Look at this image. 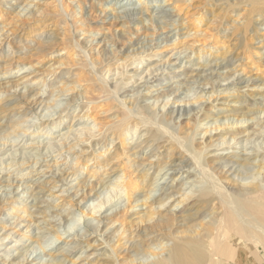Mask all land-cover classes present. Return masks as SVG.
I'll use <instances>...</instances> for the list:
<instances>
[{
    "label": "rangeland",
    "instance_id": "1",
    "mask_svg": "<svg viewBox=\"0 0 264 264\" xmlns=\"http://www.w3.org/2000/svg\"><path fill=\"white\" fill-rule=\"evenodd\" d=\"M263 108L264 0H0V264L158 260L219 205L135 254L140 216L186 215L190 199L168 206L209 184V160L232 172L263 159ZM214 233L207 252L227 250Z\"/></svg>",
    "mask_w": 264,
    "mask_h": 264
},
{
    "label": "bare ground",
    "instance_id": "2",
    "mask_svg": "<svg viewBox=\"0 0 264 264\" xmlns=\"http://www.w3.org/2000/svg\"><path fill=\"white\" fill-rule=\"evenodd\" d=\"M227 87H225V88H227ZM184 114H186V113H184ZM179 116H181V115H179ZM228 118L231 119L230 117H228ZM245 120H246V117H245ZM238 121L239 122L243 121V119H240ZM213 122H215V121L213 120ZM220 122H221V124L224 123L222 121H220ZM59 123H61V121H59ZM218 125L215 128H214V126L212 128L215 130L216 128H218ZM233 138L234 137H232V139ZM185 144H186V142H185ZM185 144L183 145L184 147H186ZM187 145H189V144H187ZM253 147L255 148V146H253ZM242 150H246V149H242ZM256 152H254V155L256 154ZM199 153H201V152H199ZM246 153H248V152H246ZM201 155H200V158H203ZM245 158H249V157L247 156ZM202 160H203V164H204V158ZM244 160L245 159H243L241 161L243 162ZM211 161H213V160L207 161V163H209V170H210L209 171L210 172L209 175H211V177H210V180H206V182L208 183V181H209V184H205L206 187L204 185H202V187L203 186L204 187L200 188V191L198 190L199 193L196 196H194V197H191L192 195L190 193H188V192L179 194L178 197H176V198H174L172 200V202L175 203V205L174 204L173 205L169 204V206H168V208L172 207V206L174 207V206H176V203H177L178 205H181V206L183 205L182 207H184L186 205L185 201L190 199L191 204H190L189 207H188V205L186 207V209L188 210V213L186 212L187 213L186 215L177 216L175 214L176 216L174 215V216H170L169 217V216H162L160 214L161 216L157 217L156 219H154L155 218L154 216H153L154 217L153 218L152 215H149V214H147V215L143 214L142 216H140V218H139L140 220L139 221H142V223H143V221L147 220L148 223H146V224L150 223V225L148 227H146L147 225H145V226L143 225L144 228L142 230L145 231V232H143V233H141L139 235L140 236L139 242H137L135 244L132 243L133 244L132 245L133 246V250L135 251L134 253L135 254L138 253L140 251V248H141L142 245L153 241L154 238L157 235H159V233H160V232H158V230L168 231V229L170 230V228L174 224L175 225H180V226L183 225V224H178V223H185V221H188V220H190V219H192L194 217L199 216L201 211L204 210L205 208H207L212 203V201H214V200L217 201V204L219 205V207H216V208H220V210H221L220 213H217V211L214 210V208H213L214 206H213L212 207L213 208L212 215L210 216L209 220H206V219L203 220L202 219L203 222H199L200 224H197L198 226L195 224L196 226H193V228H192V226L190 228H188L189 227L188 226L187 228L184 227V229H185L184 231L176 232V233H184V234H179V235L175 234L173 242L170 245L166 246L167 247L166 250H163V251L166 252L165 255H162V257L158 256V257H161V258H159L158 260L156 259L154 261H151L148 264H205L207 259H208V257L211 256L212 254H215L216 256L221 255V257H223V258H225V256L234 258V257H244V256L248 257V256H254V255L260 254V251H258V253H256V254L255 253L254 254L250 253V255H249L247 253H243V251H237L236 252L232 248L234 246L233 243H245V244L252 243V244H255V245H259V243H261L264 246V171H263L264 170V158L259 160V161L258 160L257 161H252V162L246 161L247 164H249V167L234 168V169H232V172L230 171L231 170L230 166L228 168H225V166H226L225 164L226 163L223 165L224 166L223 168H221L220 166L218 168H214L216 164H214ZM198 162H202V161L199 160ZM242 162H240V163H242ZM246 162H243L241 165H244V163H246ZM191 164H192V161H191ZM213 164H214V166H213ZM175 165H177V164L175 163ZM241 165L239 164L237 166H241ZM254 165H257L259 167V169H254L255 168ZM170 166H171V164H170ZM178 166H181V164L179 163ZM162 170H163V168H162ZM175 170H178V168L177 169L174 168V171ZM159 171H160V169H159ZM196 171H198V170H196ZM256 174H260L262 176V177L260 176L261 180H258V178L255 176ZM209 175H208V177H209ZM208 177H207V179H209ZM222 177L227 179V181L221 180ZM210 182H211V184H210ZM223 182L226 185L225 184L223 185ZM202 183L204 184V182H202ZM150 184H152V183H150ZM227 184L229 186H231V187L229 188L227 186ZM160 186H162V185H160ZM182 188H184V187H182ZM191 189H193V188H191ZM152 190L153 189H151V191ZM154 190H157V189L155 188ZM187 190H189V189H187ZM124 191H126V190H124ZM176 193H177V191L169 190V193L166 194V197L164 198V200L162 198H160V197L157 198L158 197L157 196L156 199L154 198V201H151V203L149 205L151 207V206H153L152 204L157 203V205L160 206V208H161V206H163V204H164L165 199L166 198H173V196L175 197ZM191 193H193V192H191ZM144 196L145 197L143 199L145 201L148 200L149 198H151L149 193L145 194ZM16 201H17V199H15L13 202H11L9 210H11V211L19 210L20 207L16 206ZM190 202H188V203H190ZM168 208H167V210H168ZM149 209H151V208H149ZM150 211L152 212L151 214H153L154 208H153V210H150ZM169 211H170V209H169ZM163 215H165V214H163ZM178 217H181L180 218L181 220L178 219ZM192 225H194V224H192ZM145 228H147V231L145 230ZM214 231L217 232V234L219 233L218 235H220V237L222 236L224 238V240H228L229 247L227 248V250L218 251V252L214 251L212 254H210V252H207L209 250L206 249V245H205V240L206 239H204V237L210 238L212 236L211 234H213ZM225 231H231V232L234 231L235 239L227 238L224 235ZM185 233H187V234H185ZM168 234H170V233H168ZM215 236H216V233L213 234V237H215ZM223 238H222V242H223ZM234 240H235V242H234ZM216 241H219V242H217L218 244L222 243L220 241V239L216 240ZM229 241L232 242V243L230 244ZM158 245L162 246V249H163L165 244L159 243L156 246H154V248L149 246L150 248L147 249L148 254L149 255L152 254V256H153L154 254L157 255L158 253H160V251H161L160 249L161 248L159 249L160 251H158V253H153V252H156L155 249L158 247ZM230 250H233V251H230ZM63 251H66V250H63ZM24 259H26V258H23V260ZM138 259H136V258H132L131 259L130 258V260L128 262H126V261L125 262H126V264H132V263H134L135 260H138ZM53 260H54V258H53ZM57 261H58V259H57ZM60 261L61 260H59L58 263H61ZM144 262H145V260H144ZM3 263H5V261ZM58 263L55 262V263H49V264H58Z\"/></svg>",
    "mask_w": 264,
    "mask_h": 264
},
{
    "label": "crops",
    "instance_id": "3",
    "mask_svg": "<svg viewBox=\"0 0 264 264\" xmlns=\"http://www.w3.org/2000/svg\"><path fill=\"white\" fill-rule=\"evenodd\" d=\"M250 257L251 256L246 257L247 259H244L243 261H238V260L232 259V262L235 263V264H249V262L251 264H260L258 260L260 258L263 259L264 255L263 254L262 255L261 254H257V255L252 256L251 258Z\"/></svg>",
    "mask_w": 264,
    "mask_h": 264
}]
</instances>
